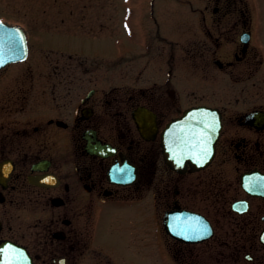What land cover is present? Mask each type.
I'll return each instance as SVG.
<instances>
[{
	"label": "flooded vegetation",
	"instance_id": "af4514ba",
	"mask_svg": "<svg viewBox=\"0 0 264 264\" xmlns=\"http://www.w3.org/2000/svg\"><path fill=\"white\" fill-rule=\"evenodd\" d=\"M262 11L153 12L137 64L29 44L1 68L0 261L264 264ZM198 108L220 121L207 154L172 125Z\"/></svg>",
	"mask_w": 264,
	"mask_h": 264
},
{
	"label": "rangeland",
	"instance_id": "374dc122",
	"mask_svg": "<svg viewBox=\"0 0 264 264\" xmlns=\"http://www.w3.org/2000/svg\"><path fill=\"white\" fill-rule=\"evenodd\" d=\"M257 1L264 16V0ZM206 3L207 0H0V19L21 25L36 54L38 45H43L60 50L62 59L73 56L108 64L119 62L122 67L137 64L142 59L133 54L145 53L146 46L153 43V12L176 17L177 13L199 10ZM127 46L134 47L131 57H126L130 52L125 55ZM110 74H119V69ZM153 264L166 263L158 258Z\"/></svg>",
	"mask_w": 264,
	"mask_h": 264
},
{
	"label": "water",
	"instance_id": "95a60500",
	"mask_svg": "<svg viewBox=\"0 0 264 264\" xmlns=\"http://www.w3.org/2000/svg\"><path fill=\"white\" fill-rule=\"evenodd\" d=\"M0 26H2L0 27V68L9 63L25 60L27 57V40L25 31L20 26L9 25L1 21ZM10 37H14V40L10 41ZM172 125L175 126L174 128L176 130H178L177 128H182L185 132L197 131L204 133L203 137H200V140L198 141H195L192 138L188 139L189 144L184 148H188L189 154H192L194 151L193 148L198 150L200 147L203 151L206 150L205 154H207L208 150L211 152V146L214 142L215 135L219 131L220 121L214 110L198 108L187 111L183 118L175 121ZM166 135L167 131L164 133V140ZM165 159H168L166 151ZM0 262L1 264H6V262Z\"/></svg>",
	"mask_w": 264,
	"mask_h": 264
},
{
	"label": "snow or ice",
	"instance_id": "6c2138e0",
	"mask_svg": "<svg viewBox=\"0 0 264 264\" xmlns=\"http://www.w3.org/2000/svg\"><path fill=\"white\" fill-rule=\"evenodd\" d=\"M0 27H2V26H0ZM9 39H10V41H11V40H14V37H10Z\"/></svg>",
	"mask_w": 264,
	"mask_h": 264
}]
</instances>
